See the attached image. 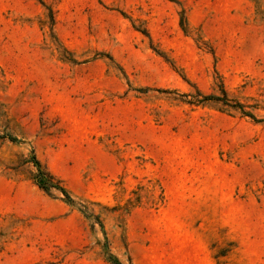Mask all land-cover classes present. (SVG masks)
Wrapping results in <instances>:
<instances>
[{"label":"rangeland","instance_id":"obj_1","mask_svg":"<svg viewBox=\"0 0 264 264\" xmlns=\"http://www.w3.org/2000/svg\"><path fill=\"white\" fill-rule=\"evenodd\" d=\"M221 86L258 121L186 102ZM105 248L264 264V0H0V264Z\"/></svg>","mask_w":264,"mask_h":264},{"label":"trees","instance_id":"obj_2","mask_svg":"<svg viewBox=\"0 0 264 264\" xmlns=\"http://www.w3.org/2000/svg\"><path fill=\"white\" fill-rule=\"evenodd\" d=\"M190 95V98L186 100L189 104L199 105L204 104L206 102H214L217 104H220L224 108H229L233 110L239 111L243 116H249L252 119L257 120V118L254 116V114L247 110V105L244 103L231 98L226 91V89L221 86L220 88V94H202L200 91H197L196 94H188ZM10 140L13 142H16L17 139L13 136H10ZM32 163L35 166V172L33 174V179L35 183L38 185L40 189H42L44 192L51 194L52 190H58L60 191L65 201L71 205V206H77L78 203L73 198L72 194L66 189L65 186L61 184V182L55 178V176L46 169L45 166L41 164V162L36 158L35 155L32 156ZM78 207V206H77ZM79 210H81L87 217H92V214L87 213V211L82 208V206L78 207ZM97 219L96 217H94ZM101 227H103V224L99 221ZM105 255L107 257V260H109L112 264H122V262L113 254H111L108 250V248H105Z\"/></svg>","mask_w":264,"mask_h":264}]
</instances>
